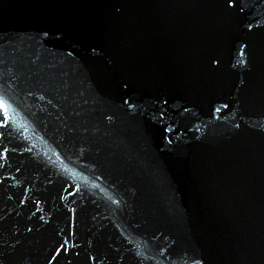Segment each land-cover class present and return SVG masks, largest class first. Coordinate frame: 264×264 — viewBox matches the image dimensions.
Segmentation results:
<instances>
[{"label": "water", "instance_id": "1", "mask_svg": "<svg viewBox=\"0 0 264 264\" xmlns=\"http://www.w3.org/2000/svg\"><path fill=\"white\" fill-rule=\"evenodd\" d=\"M0 264H264V0H0Z\"/></svg>", "mask_w": 264, "mask_h": 264}]
</instances>
